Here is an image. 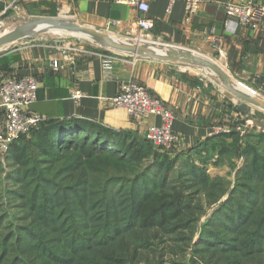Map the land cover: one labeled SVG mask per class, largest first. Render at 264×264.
Masks as SVG:
<instances>
[{
	"label": "rangeland",
	"instance_id": "obj_1",
	"mask_svg": "<svg viewBox=\"0 0 264 264\" xmlns=\"http://www.w3.org/2000/svg\"><path fill=\"white\" fill-rule=\"evenodd\" d=\"M0 2L3 7H6V11L3 12V10L0 13V22L18 15L24 16L25 12L16 1L0 0ZM11 2L13 4L9 7ZM60 18L75 20L70 14H61ZM19 25V22L12 23L7 32ZM111 35L120 37L116 34ZM125 37L124 39L138 41L137 37L129 35ZM35 42L51 44L55 48L64 45L83 46L88 49L97 47L96 44L99 46V43L82 33L69 29L66 32H48L42 35L34 33L30 38L20 39L4 46L0 55L18 46ZM202 54L214 61H221L214 52ZM189 67L194 75L200 76L203 82L209 84V89L225 100L227 121L225 127L215 131L209 142L205 140L204 143H199L183 154H176V151L166 153L152 145L155 152L176 160L172 168V180L176 183L173 188H177L178 191L172 192L176 194L174 198H180L181 202L175 200V202L165 203V210L158 213L155 221L146 220L143 223L140 219L138 227L132 231L135 236L131 235L133 233L122 235L105 248L97 245V241H94V237L91 236V231L78 233L88 240L86 247L91 250L94 248L90 252L81 253L74 247L67 246L60 233L52 234L46 237L47 239L41 237V234L36 231V227L41 225L36 222V215L29 213V202L20 199L25 189L35 179V177H28L35 173V168L31 164L44 166L47 161L43 158L50 157L36 145L31 144L22 160L26 159L22 165L11 157L9 147L7 151L0 152V220H4L0 224V243L7 240L11 248L8 257L0 264H85L86 259L94 257L95 250L98 249H110L115 254L110 255L108 252L105 256H95L96 264H106L105 258L111 260L110 264H264V226L261 225L264 221V178L261 179L264 175L262 162L264 136L257 139L250 137V134L254 132L257 136L264 134V112L253 106L250 109L242 107L245 102L203 65L193 63ZM231 75L245 90L253 89L264 96V92L258 88L232 73ZM240 107H242L241 111H239ZM233 115L235 118L231 121ZM234 132L238 138L233 136ZM220 134H224L223 139L216 138ZM138 135L144 139V136ZM257 158L259 161L256 170L259 174L251 187L261 194L260 202H255L247 213L246 210L241 212L240 204L244 207L248 202H245L240 195H236L237 202H234L236 207L231 211L234 214L233 221L226 219L223 215L215 214L224 207L233 192L237 190L236 188L241 190L240 186L251 183L246 168L253 170L252 163L257 161ZM195 166L205 171L206 175L193 174ZM54 168L56 166L49 167L48 170L55 172ZM57 177L58 180L48 175L46 179L38 180H42L41 188L50 192L49 198H59L61 204L69 202V198L64 197L62 190L72 192L70 186H77L70 181L73 180V174L66 176L57 174ZM246 194H249L248 191ZM119 200L121 204L125 202L122 196ZM48 208L49 216L54 220L52 224L54 227L64 222V209L61 212V209L54 210L55 206L52 202ZM160 208L161 206L149 212L148 216L156 213ZM37 220L42 221L40 218ZM113 222L117 223L115 218ZM238 222L235 232L225 230ZM125 224V222L122 223V226L125 227ZM211 236L215 239L209 240ZM25 240L29 241L30 245H26ZM37 241L44 244L47 251L39 248L37 244L31 245L32 242ZM57 246L62 247V251L55 253V257H52L51 248ZM13 257L15 258L11 260Z\"/></svg>",
	"mask_w": 264,
	"mask_h": 264
},
{
	"label": "crops",
	"instance_id": "obj_2",
	"mask_svg": "<svg viewBox=\"0 0 264 264\" xmlns=\"http://www.w3.org/2000/svg\"><path fill=\"white\" fill-rule=\"evenodd\" d=\"M15 1L25 12L24 16L70 14L85 26L121 38L126 35L136 37L137 20L146 15L154 21L151 37L156 43L214 52L221 58L216 62L226 72L230 71L264 92V14L257 18L255 28L240 25L235 33H230L225 30L226 14L218 8L223 0H201L198 12L190 21L186 20L185 4L181 1L175 3L169 13L166 10L168 0H150L146 14L115 0ZM257 1L264 3V0ZM14 22L17 23L14 18L0 22V37ZM211 30L215 31L217 46L211 38ZM96 45L89 49L81 46L82 51L66 54L46 43L17 45L0 55V83L10 76L34 75L39 80L38 99L29 108L42 114L46 120L86 119L116 130H134L145 138L148 126L158 124L160 118L132 116L110 100L118 93L121 83L135 80L173 110L174 130L180 137L176 154L190 151L226 126L225 100L209 89V84L200 76L194 75L190 64L136 58L124 51ZM103 52L115 56L112 78L103 71L100 57ZM55 59L59 62L57 68L52 65ZM230 72L227 75L231 81L240 85ZM76 88L84 93L78 102L71 97ZM234 118L235 115L231 121Z\"/></svg>",
	"mask_w": 264,
	"mask_h": 264
},
{
	"label": "trees",
	"instance_id": "obj_3",
	"mask_svg": "<svg viewBox=\"0 0 264 264\" xmlns=\"http://www.w3.org/2000/svg\"><path fill=\"white\" fill-rule=\"evenodd\" d=\"M4 9L5 6L3 7L0 2V13ZM234 133L233 136L238 138L236 132ZM261 136L264 134L259 136L256 132L250 134V137L255 139ZM223 137L224 134H220L216 138L223 139ZM209 140H211L210 137L206 139L208 142ZM31 144L36 145L50 158H43L47 161L44 166L31 164L35 168V173L28 177H35V179L25 189L20 199L29 202V213L35 214L36 222L41 225L36 227V231L44 239L52 234L60 233L67 246L86 253L94 248L91 250L86 247L88 240L78 233L91 231V236L94 237V241H97V245L105 248L117 237L133 233L140 219L143 223L146 220L155 221L158 213L165 210V203L175 202V200L181 202L180 198H174L176 194L172 192L178 191L177 188H173L176 183L172 180V168L176 160L155 152L152 148L153 144L146 138L140 137L134 130H116L80 118L48 119L33 128L28 135L21 136L11 144V157L17 163L24 165L23 162L26 159L22 160ZM258 161L257 158V161L252 163L253 170L246 168L251 183L240 186L242 191L236 188L237 190L233 192L224 207L215 214L223 215L226 219L233 221L234 214L231 211L236 207L234 204L237 202L236 195H240L245 202H248L244 207L240 204L241 212L246 210L247 213L255 202H260L261 194L251 187L259 174L256 170ZM262 162L264 163V160ZM55 166V172L48 170L49 167ZM192 172L197 176L206 175L205 171L199 170L197 166ZM57 174L62 176L73 174V180L70 181L77 185L70 186L72 192L62 190L64 197L69 198V202L63 204L59 202V198H49L50 192L42 189V180H38L46 179L48 175L58 180ZM246 191L249 194H246ZM120 196L125 200L122 204L119 200ZM50 202L55 206L54 210L61 209V212L64 209V222L58 223L57 227L52 225L54 220L49 216ZM159 206L161 208L156 213L148 216L149 212ZM66 217L68 218L65 221ZM39 218L43 222L37 220ZM114 218L117 223L113 222ZM3 221L0 220V224ZM124 222L125 227L122 226ZM239 222L225 230L235 232ZM211 223H213L212 220ZM261 225L264 226V221ZM131 235L135 236L134 233ZM208 239H215V237L211 236ZM24 243L30 245L29 241L25 240ZM35 244L47 251V247L39 241L32 242L31 245ZM10 248L7 240L0 243V262L8 257ZM61 251L62 247L59 246L51 248V256L55 257V253ZM108 252L110 255L115 254L110 249L95 250L94 257L86 259L85 264H96L95 256H105ZM2 254H4L3 257ZM105 261L106 264L111 262L109 258H105Z\"/></svg>",
	"mask_w": 264,
	"mask_h": 264
},
{
	"label": "built area",
	"instance_id": "obj_4",
	"mask_svg": "<svg viewBox=\"0 0 264 264\" xmlns=\"http://www.w3.org/2000/svg\"><path fill=\"white\" fill-rule=\"evenodd\" d=\"M179 1L185 4L186 20L190 21L198 12L201 0H168L167 12L171 13L175 3ZM115 2L131 6L143 14H146L150 9V0H115ZM12 4L13 2L9 7ZM218 8H222L226 14L225 30L230 33H235L240 25H250L255 28L257 18L264 14V3L257 0H223L219 2ZM5 11L6 7L3 12ZM153 28V19L146 15L140 16L137 20V40L143 38L145 42L154 41L151 37ZM211 32L213 33L211 38L217 46L218 39L215 31L211 30ZM56 48L65 54L69 51L75 53L83 49L71 45L56 46ZM100 57L105 75L112 78L115 56L103 52ZM52 65L57 68L59 66L58 60L55 59ZM38 89L39 80L34 75L10 76L0 83L1 153L7 151L12 143L21 136L28 135L33 128L38 127L40 123L46 120L42 114L29 108L38 99ZM83 96L84 93L78 88L74 89L71 94L72 99L76 102ZM110 100L114 106L124 108L132 116L154 115L159 117L160 122L158 124L148 126L145 138L156 148L165 152L176 151L180 137L174 130V112L159 97L152 94L145 85L135 80L123 82L120 84L118 93Z\"/></svg>",
	"mask_w": 264,
	"mask_h": 264
},
{
	"label": "water",
	"instance_id": "obj_5",
	"mask_svg": "<svg viewBox=\"0 0 264 264\" xmlns=\"http://www.w3.org/2000/svg\"><path fill=\"white\" fill-rule=\"evenodd\" d=\"M60 16H36L32 18L18 15L13 17L14 20L20 23V25L12 28L0 38V51L4 46L20 39L30 38L34 33L42 35L48 32H66L69 29H73L104 47L130 53L136 58H150L166 62L184 64L197 63L203 65L215 76L221 79L223 83H226L225 78L228 72H226L216 61L196 50L173 44H159L155 41L149 43L139 40L140 42H143L141 44L137 41L114 37L110 33L101 29L85 26L77 20H65L60 18ZM232 78L235 81L233 76ZM235 82L237 83V81ZM228 86L245 102V105L242 107L250 109L253 106L264 112V96L258 93L254 94L249 92L242 86L236 84ZM242 107L239 109L242 110Z\"/></svg>",
	"mask_w": 264,
	"mask_h": 264
},
{
	"label": "bare ground",
	"instance_id": "obj_6",
	"mask_svg": "<svg viewBox=\"0 0 264 264\" xmlns=\"http://www.w3.org/2000/svg\"><path fill=\"white\" fill-rule=\"evenodd\" d=\"M1 37H2V36H1ZM1 37H0V38H1ZM140 40L143 41V38H140ZM137 42H139V43H141V44L143 43V42H140L139 40H138ZM148 44H149V43H148ZM225 80H226V83H227L228 85L234 84V83L231 81V79L229 78V76H228L227 74H226V78H225ZM226 83H224V84L227 85ZM228 85H227V86H228ZM236 85H238V84H236ZM239 86H240V85H239ZM228 87H229V86H228ZM249 92H252V93H254V94H255V93H258V92L253 91V90H249ZM258 94H259V93H258Z\"/></svg>",
	"mask_w": 264,
	"mask_h": 264
}]
</instances>
